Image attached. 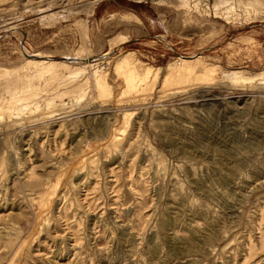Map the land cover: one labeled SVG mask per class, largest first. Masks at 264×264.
<instances>
[{
    "label": "rangeland",
    "instance_id": "rangeland-1",
    "mask_svg": "<svg viewBox=\"0 0 264 264\" xmlns=\"http://www.w3.org/2000/svg\"><path fill=\"white\" fill-rule=\"evenodd\" d=\"M0 264H264V0H0Z\"/></svg>",
    "mask_w": 264,
    "mask_h": 264
},
{
    "label": "bare ground",
    "instance_id": "bare-ground-1",
    "mask_svg": "<svg viewBox=\"0 0 264 264\" xmlns=\"http://www.w3.org/2000/svg\"><path fill=\"white\" fill-rule=\"evenodd\" d=\"M180 62L181 63H186L187 65L189 64V63H195V59H193V60H180ZM34 64H36V63H34ZM180 64V63H179ZM178 66V65H177ZM185 66V65H184ZM47 67H49L48 69H50V66H47ZM180 68H181V65H180ZM185 68V67H184ZM180 71V70H179ZM178 71V72H179ZM181 72V71H180ZM14 93H15V90H14ZM10 94L13 96V89L12 90H10Z\"/></svg>",
    "mask_w": 264,
    "mask_h": 264
}]
</instances>
